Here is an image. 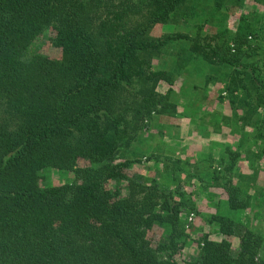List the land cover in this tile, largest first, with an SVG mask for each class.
Returning <instances> with one entry per match:
<instances>
[{"label":"trees","instance_id":"obj_1","mask_svg":"<svg viewBox=\"0 0 264 264\" xmlns=\"http://www.w3.org/2000/svg\"><path fill=\"white\" fill-rule=\"evenodd\" d=\"M221 1L0 0V264H177L172 254L187 241L182 213L193 210L190 194L155 178L127 179L124 168L135 158L116 157L156 104L160 113L169 106L175 112L176 103L155 89L167 72L151 64L156 52L180 42L185 72L202 77L209 67L211 79L223 82L219 98L233 109L224 122L258 141L254 155H244L264 160V7L256 18L242 14L232 31L148 35L188 2L192 14L206 5L212 17ZM44 29L68 47L60 58L27 53ZM197 80L196 94L208 82ZM238 97L242 114L234 108ZM240 154L225 149L208 172L212 180L218 172L229 177L223 187L231 213L249 204V194L241 198L232 184L246 178L233 176ZM167 166L161 179L171 176ZM50 168L78 179L49 183L43 171ZM259 200L264 209V195ZM256 211L244 224L236 213H210L222 238L205 232L192 264H264V212Z\"/></svg>","mask_w":264,"mask_h":264},{"label":"rangeland","instance_id":"obj_2","mask_svg":"<svg viewBox=\"0 0 264 264\" xmlns=\"http://www.w3.org/2000/svg\"><path fill=\"white\" fill-rule=\"evenodd\" d=\"M199 2H196V4ZM190 2L187 3L186 7H181L178 12L168 21L163 23H157L153 27H151L149 31V36L152 37H158L161 35H164L166 33L171 32H184L186 34L196 36L197 34H201V36L207 34L210 35V32H214L215 28H218L221 26V28H227L231 31L236 29L239 21L240 16L242 14H247L249 17L256 18L259 17L260 14L263 13V5L262 2H256L255 0H223L220 2V6L215 8V11L213 13V16L210 17L209 8L205 7L204 12H200L197 7L195 9V13L192 14L189 10ZM184 12H188V16L181 15ZM200 16V19H198ZM205 16H208L209 20L207 22H203V19L206 18ZM183 48V45L180 42H173L168 46H165L162 48L160 52H156L152 56V68L153 69H163L167 72L168 79L161 78L158 80L155 89L157 92L162 94L165 98H167L168 101L172 102L174 99H177L179 109H183L184 107L181 106L183 103L187 104V95L190 94L191 90H193L196 95V90L192 88V85L195 82H199L197 79H201V82L208 81L207 83H204V85L197 89V91L204 92L206 95H204V101L202 106L208 110V112H212V116L214 119H219L220 112L223 110L222 103H217L216 101L219 99L222 101L223 99L219 98V95L225 96L224 93L221 92V88H223V82L219 81V79H211L214 78L216 75L214 74L213 70L211 68L207 67L205 70V73L202 77H195L192 74H188L185 72V67H187L189 64L184 66L183 64H186L187 62H184V57H181L178 55V52ZM68 50V47L63 41H55L53 38V33L49 29H44L37 37H35L28 45V54L33 53H42L45 55H48L53 58H60L62 54H64ZM183 63V64H182ZM208 77V80H207ZM197 78V79H196ZM185 80V81H184ZM171 81V82H170ZM185 82L184 84L182 82ZM218 81V82H217ZM217 82V84H216ZM222 82V83H221ZM210 84V85H209ZM216 84V85H214ZM182 85V87H181ZM222 86V87H221ZM205 88V89H204ZM218 98V99H217ZM206 99V100H205ZM214 99H217L214 102ZM242 98H237L234 108L242 109L243 104ZM189 105V104H188ZM190 105H193L190 103ZM215 105V106H214ZM219 106V108H217ZM160 107L159 104H156L155 109H153L149 115H144L140 121L137 122L138 128L136 129V133L130 138L128 145H124L122 149L119 151L118 156L116 157L117 160H123L128 158H135V162H132L131 165L126 166L124 168V172L127 176V179L135 178L137 180L146 181L151 180L155 178L158 181H161L164 183V186H168L169 189L174 190L181 186V190L185 191L187 194H190V200L194 202L193 210H190L187 212V215L185 212L182 213V217L184 218V223L187 230V241L185 242V245L182 247L180 254L174 253L172 254V259L176 261L177 264H192L193 261V253L197 252V242H200L202 240V236L207 232V221H208V215L209 211L206 210L205 207H203L202 199H199V188H197L195 183L189 182L187 180H184L183 171L187 169L186 166V160L178 161L176 163L171 162L170 159H177L179 158V154L177 153L173 154L170 151V147L167 145L166 141H161L163 139H160V130H166L164 123L169 122V124H177L181 125L182 120L180 117V112L177 111L172 112V108L169 106L168 112H158L157 108ZM193 107V106H191ZM226 108V107H225ZM187 110V108H186ZM192 110V109H191ZM214 110V111H212ZM219 111V112H218ZM215 112V113H213ZM165 119V122L163 121ZM221 121V119H219ZM163 126V128H162ZM194 127V125L192 124ZM169 128H173V126H170ZM192 128L190 127V130ZM204 130V128H201ZM186 130V128L184 129ZM188 130V127H187ZM244 132V131H242ZM242 132H236L233 137L230 139L233 143V146H237V144L242 141H246V143L251 142V140L247 139L245 134ZM241 133V135H239ZM191 143V142H186ZM191 145V146H190ZM185 148L186 152H189L188 154L190 156L193 155V151L195 150L196 146L191 143ZM244 146V145H243ZM136 149V153H134V150ZM188 149V150H187ZM244 148L241 147V150ZM181 151V150H179ZM158 156L160 161H168L170 163H166L168 166V172L171 174V176H168V178H160V172H165V169H161L159 166H165L162 162H160V165L158 164L156 167L152 165L154 162L152 159L153 157ZM152 157V159H150ZM168 159V160H167ZM159 161V160H158ZM81 164H86L85 161H81ZM215 165V163H213ZM155 168L156 170H154ZM235 168L237 172H234L235 177H237L238 172L245 170L244 163L242 164V159L237 160L235 164ZM211 170V169H210ZM209 170L205 172V175L208 178V181L212 179V175H210ZM222 172V171H221ZM207 173V174H206ZM43 174H45V178L47 182L59 184L63 182H72L76 181L78 178H76L75 173L72 170H61L57 168H50L46 171H43ZM218 182L222 185L223 183L226 184L229 177L227 175H223L220 172L217 174ZM236 178H234L235 180ZM128 180H126L127 183ZM130 181V180H129ZM248 178H244L243 181L241 180L240 183L238 181L231 182L232 184H236L240 187L241 191L239 192V196L241 198H246L247 194H249V201L248 208H239L238 210H235L234 212L238 215L236 216L240 222L246 223V220L248 222V213L245 212V210L251 209V207L254 209L259 208L260 211L256 212H264V209H262V205L260 204L259 200V190H261L262 187H264V182L262 178L256 177L255 182L251 185L248 182ZM114 181H110V183L113 185ZM124 183V180H123ZM229 184V183H228ZM248 184V185H247ZM226 189H224L225 191ZM223 191V192H224ZM218 194H215L214 200L216 202V209L219 212H225L226 214H231L228 212V203L227 199L223 200L222 198H218ZM222 194V193H221ZM226 194V192H225ZM227 197V194L225 195ZM247 200V198H246ZM250 205V206H249ZM250 207V208H249ZM204 209V210H203ZM253 209L252 214H253ZM262 209V210H261ZM255 212V214H257ZM224 213V214H225ZM251 213V211H250ZM192 214V215H191ZM192 216L191 219H189V216ZM186 216V217H185ZM252 217V216H251ZM250 217V219H251ZM243 223V224H244ZM240 224V223H239ZM208 234V232H207ZM158 236H160V233L155 234V238L157 239ZM232 246L235 248L238 245V237L235 235L232 237ZM161 255L163 257H170V253L166 250L160 251Z\"/></svg>","mask_w":264,"mask_h":264},{"label":"crops","instance_id":"obj_3","mask_svg":"<svg viewBox=\"0 0 264 264\" xmlns=\"http://www.w3.org/2000/svg\"><path fill=\"white\" fill-rule=\"evenodd\" d=\"M201 85L203 86L204 83L202 82ZM186 95H187V104L189 105H185V103H183V105L181 106H183L184 108L183 109L181 108V110L179 109L177 99L173 100L176 103L177 111H182L180 112L182 124L179 126L175 123L169 124V122H166L164 123V125L166 126L165 127L166 130H160L158 134H160V139H163L161 141L164 142L166 141L167 145L170 147V151L173 154L177 153L176 155H178V153H180L179 160L183 162H185V160L187 161L186 166L187 165L189 166H187V169L185 170L192 168L188 170L189 172L192 173V175L190 174L189 176H187L188 172L183 171V176H184L183 179L192 182L193 184L195 183L194 186L199 188L198 192L200 196L198 197L199 199H202L203 207H205L210 214L214 212L216 209V202L214 200L215 194L219 193L218 194L219 199L221 198L223 200L227 199V197L225 196L227 192L226 190L224 191L225 188L223 187L222 183L220 184L218 182L219 180H214V179L213 180L210 179L208 181V178L205 175L206 171L208 170L210 171V169H212L211 168L212 166H210V164L213 158L218 159L221 153L222 154L225 153V149H229V150L236 149L241 152L237 160L242 159V164L244 163V167L246 168L240 173L244 177H247L248 179L255 177L256 180V177H260L262 178L263 182H264V160H262V158H260V160L254 158L250 160L244 155V151L245 152L249 151L250 155L253 156L254 150H257L258 141H256V143H252V142L246 143L244 146H242L244 148L243 150H241L240 148L237 149V146H233V143L230 142L232 141L230 139L237 131H232L231 125L225 123L224 120L221 118L222 116L232 115L233 109L230 106V103L228 102L227 99H223L222 101H220L218 98H217L218 100L214 99V102L217 100L216 102L220 104L222 103L223 106V110L222 112H220V116H216L219 117V119H221V121H219V119L216 120L212 117V112H208V110H206V108L202 106L204 101L203 100L204 95H206L205 93L200 91L196 95H193L192 97H190L188 94ZM190 103H192L193 105H190ZM217 108H219V106ZM235 109L238 111L239 114H242V109H238V108ZM163 121L165 122V119ZM192 124L194 125V127L192 126ZM239 124L240 123L238 122V125ZM170 126H173V128H169ZM190 127L192 128L191 130ZM185 128L186 130H184ZM201 128H204V130ZM247 129H250V127H247ZM239 135H241V133ZM186 142H191L193 143L194 146H196L192 156L188 154L189 152L185 151L184 147H187L188 145L191 144ZM150 159H152V157ZM152 160L154 161L152 163L153 167L154 166L156 167L158 164L160 165V162H162L163 165L165 166L166 163H170L166 160L160 161L158 156L153 157ZM159 167L161 169L164 168V166L162 165H160ZM153 169L156 170L155 168ZM263 195H264V187H262L261 190H259V196L263 197ZM245 208H248V206H246ZM245 212L248 213V215H250L248 217V219H250V217L252 216V210L251 209L245 210ZM207 227H208L207 232L209 237L213 239L222 238V235L218 231L217 225L215 223L207 221Z\"/></svg>","mask_w":264,"mask_h":264},{"label":"built area","instance_id":"obj_4","mask_svg":"<svg viewBox=\"0 0 264 264\" xmlns=\"http://www.w3.org/2000/svg\"><path fill=\"white\" fill-rule=\"evenodd\" d=\"M191 215H192V214H191ZM191 215L188 217L189 219H191V218H192V216H191Z\"/></svg>","mask_w":264,"mask_h":264}]
</instances>
